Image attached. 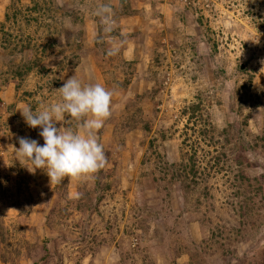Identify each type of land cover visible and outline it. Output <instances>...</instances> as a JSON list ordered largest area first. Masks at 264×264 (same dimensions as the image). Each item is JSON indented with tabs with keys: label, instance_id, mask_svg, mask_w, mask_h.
Masks as SVG:
<instances>
[{
	"label": "rangeland",
	"instance_id": "1",
	"mask_svg": "<svg viewBox=\"0 0 264 264\" xmlns=\"http://www.w3.org/2000/svg\"><path fill=\"white\" fill-rule=\"evenodd\" d=\"M151 1L0 0V264H264V0ZM73 75L114 92L108 164L50 185L15 156L44 143L18 109Z\"/></svg>",
	"mask_w": 264,
	"mask_h": 264
},
{
	"label": "clouds",
	"instance_id": "2",
	"mask_svg": "<svg viewBox=\"0 0 264 264\" xmlns=\"http://www.w3.org/2000/svg\"><path fill=\"white\" fill-rule=\"evenodd\" d=\"M93 15L99 18L105 35L116 30L115 11L109 4H99ZM93 42H103L99 32L92 34ZM122 40L113 39L107 50L108 56L119 53ZM60 101L34 111L30 105L19 108L21 116L30 128L39 127L44 143L19 137L15 156L30 173L37 169L46 171L51 184H61L64 178L92 177L108 164L104 145L97 133L111 116L114 92L101 83L84 84L74 75L58 89ZM65 114L77 121L76 128L56 127L65 120ZM82 194L76 192L73 198Z\"/></svg>",
	"mask_w": 264,
	"mask_h": 264
},
{
	"label": "trees",
	"instance_id": "3",
	"mask_svg": "<svg viewBox=\"0 0 264 264\" xmlns=\"http://www.w3.org/2000/svg\"><path fill=\"white\" fill-rule=\"evenodd\" d=\"M24 72H25V69H23V67H18V69L16 70V72L14 73V75H15V77L22 78ZM15 79H16V78H15ZM201 105H202V101H201V99H200V102H199L198 104L193 105V106L190 108L191 116H193L194 113H195L196 111H199V108L201 107ZM211 130H213V129H211ZM192 159H193V158H190V160H192ZM212 162L215 163L214 161H212ZM214 166H215V165H214ZM190 171H191V168H190ZM257 191L259 192L260 189H259V188L254 189V192H257Z\"/></svg>",
	"mask_w": 264,
	"mask_h": 264
},
{
	"label": "crops",
	"instance_id": "4",
	"mask_svg": "<svg viewBox=\"0 0 264 264\" xmlns=\"http://www.w3.org/2000/svg\"><path fill=\"white\" fill-rule=\"evenodd\" d=\"M151 2H152L151 0H144V3H143L144 5L142 4L143 7H144V9H146L145 7L149 6V4H150ZM158 4H159V3H158ZM158 4H157V6H158ZM142 5L140 4V8H139V9L142 8ZM159 6H162V5L159 4ZM144 11H145V10H144ZM139 14H140V12L137 13V15H139Z\"/></svg>",
	"mask_w": 264,
	"mask_h": 264
}]
</instances>
